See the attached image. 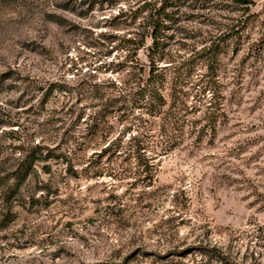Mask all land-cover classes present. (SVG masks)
<instances>
[{
	"label": "rangeland",
	"instance_id": "1",
	"mask_svg": "<svg viewBox=\"0 0 264 264\" xmlns=\"http://www.w3.org/2000/svg\"><path fill=\"white\" fill-rule=\"evenodd\" d=\"M250 1L0 0V264H264Z\"/></svg>",
	"mask_w": 264,
	"mask_h": 264
},
{
	"label": "trees",
	"instance_id": "2",
	"mask_svg": "<svg viewBox=\"0 0 264 264\" xmlns=\"http://www.w3.org/2000/svg\"><path fill=\"white\" fill-rule=\"evenodd\" d=\"M239 1L243 4H248L251 2L250 0H239ZM157 30H158V27L156 25L154 27L153 31L151 32V37L153 39L152 52H151L152 55L158 49V43L159 42L157 40ZM152 64H153L152 70L154 68H157L154 63H152ZM150 72H151V70H150ZM134 96H135V100H138L140 102L139 105H141V106H143V104H144V106H146L148 104L150 107H153L154 103L157 104V102L160 99V95L158 93V90L156 89L155 85L152 84L151 77L148 78L143 83V85L138 86V90L135 92ZM151 103H153V104H151ZM142 148H143L142 146L136 144V150L137 151L141 150ZM36 150L38 151L37 146H35V148L31 149L30 154H26L24 156L22 161L27 163V167L26 168L19 167V168L15 169L13 171L11 177L16 178L18 180L19 179L22 180L26 177V175L30 172V170L33 171L32 170V163L35 160H38V158H39V157H35Z\"/></svg>",
	"mask_w": 264,
	"mask_h": 264
}]
</instances>
